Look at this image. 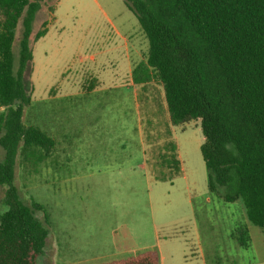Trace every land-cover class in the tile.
<instances>
[{"label": "rangeland", "instance_id": "1", "mask_svg": "<svg viewBox=\"0 0 264 264\" xmlns=\"http://www.w3.org/2000/svg\"><path fill=\"white\" fill-rule=\"evenodd\" d=\"M45 21L48 33L32 45L25 78L32 104L23 120L56 146L43 159L20 148L15 177L21 200L44 208L35 211L48 230L37 264H102L148 251L160 264H230L236 248L237 263L261 260L264 233L243 204L209 192L200 123L174 125L162 85L143 91L134 83L148 40L125 1L46 0L33 35ZM22 31L21 20L16 63ZM166 125L181 161L172 180L150 152L166 143ZM4 157L0 146V163ZM5 190L0 186V215ZM245 223L251 246L238 251L231 233Z\"/></svg>", "mask_w": 264, "mask_h": 264}, {"label": "trees", "instance_id": "2", "mask_svg": "<svg viewBox=\"0 0 264 264\" xmlns=\"http://www.w3.org/2000/svg\"><path fill=\"white\" fill-rule=\"evenodd\" d=\"M45 1L0 0V186L6 187L7 207L0 215V264H37L47 244L48 230L35 214L43 206L26 205L15 185L20 148L41 151L43 159L56 146L53 137L23 120L32 104L25 84L32 45L48 33V21L32 31ZM124 1L148 40L145 62L133 69L134 83L143 91L154 82L162 85L174 125L200 123L209 192L228 203L240 201L246 219L264 233V0ZM166 135L164 145L154 148L149 137L147 146L172 180L181 161L168 127ZM231 239L249 247L246 223ZM102 264H160V257L148 251Z\"/></svg>", "mask_w": 264, "mask_h": 264}, {"label": "crops", "instance_id": "3", "mask_svg": "<svg viewBox=\"0 0 264 264\" xmlns=\"http://www.w3.org/2000/svg\"><path fill=\"white\" fill-rule=\"evenodd\" d=\"M144 153V152H143ZM145 156V155H144ZM142 168H143V170H146V164L145 163H143V166H142ZM234 244H235V242H234ZM250 246H251V237H250V243H249V247L248 248H250ZM240 247V246H239ZM247 248V249H248ZM237 249V248H236ZM236 249L234 250V251H236ZM241 251L242 250V247L241 248H238V251ZM234 251H229V258H230V261H232V263H230V264H241V263H237V257H236V255L234 254ZM238 254H240L239 252H238ZM256 261V260H255ZM250 264H264V257H262L261 258V260H259V261H257V262H254V263H250Z\"/></svg>", "mask_w": 264, "mask_h": 264}]
</instances>
